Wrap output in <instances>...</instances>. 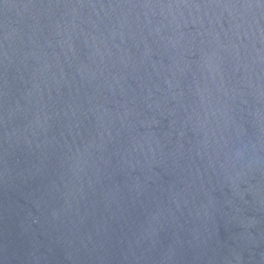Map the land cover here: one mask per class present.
<instances>
[{"label":"water","instance_id":"water-1","mask_svg":"<svg viewBox=\"0 0 264 264\" xmlns=\"http://www.w3.org/2000/svg\"><path fill=\"white\" fill-rule=\"evenodd\" d=\"M0 264H264V0H0Z\"/></svg>","mask_w":264,"mask_h":264}]
</instances>
